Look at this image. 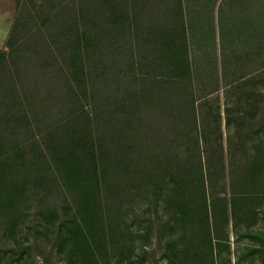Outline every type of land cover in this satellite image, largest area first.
Returning <instances> with one entry per match:
<instances>
[{
    "label": "trees",
    "instance_id": "1",
    "mask_svg": "<svg viewBox=\"0 0 264 264\" xmlns=\"http://www.w3.org/2000/svg\"><path fill=\"white\" fill-rule=\"evenodd\" d=\"M14 5L0 50V264H139L152 239L153 264L261 258L264 235L246 225L237 235L253 242L233 260L228 227L262 169L258 154L234 157L264 132V108L223 111L211 95L264 53V0ZM138 222L140 246L121 251Z\"/></svg>",
    "mask_w": 264,
    "mask_h": 264
},
{
    "label": "rangeland",
    "instance_id": "2",
    "mask_svg": "<svg viewBox=\"0 0 264 264\" xmlns=\"http://www.w3.org/2000/svg\"><path fill=\"white\" fill-rule=\"evenodd\" d=\"M14 11V0H0V50L2 49L5 37L14 17ZM238 69L240 70L239 72H248V75L245 77V79L236 81L234 88H220L218 92L211 95V98H213L215 102H219V104H221L223 111L227 105H232L234 107L236 106V108L238 106H243L248 110L254 111L264 108V53L262 55L257 54L256 56H253L248 61L247 66L236 68L237 71ZM223 130L224 138L226 139L228 131L225 127H223ZM255 154L260 156V168L262 169L256 174L255 182L254 185L251 186V189L248 187L251 192L250 195H248L250 196V200L247 203L248 205L246 209H244V211L241 213V222L236 225V221H231L228 227L230 232V244L233 260L234 255L240 246L253 242V240L249 239L248 237H238L237 230L242 232L244 231L246 225H250L254 231H261L264 235V132L254 140L252 147L248 151L244 153L237 151L234 160L238 165H246L252 161V158ZM221 186H224V184H221ZM223 188H225L227 191L228 196L232 194L231 187L228 186V184H226V186ZM234 188L238 192L245 189L243 188L242 184H239L237 180H234ZM130 205L134 206L137 211H141V200L137 199ZM130 205L127 204V207ZM131 218L133 217L130 216L129 219ZM128 222H130V220H128ZM138 224L139 222L131 225L128 230L124 231V236L120 245L121 251L125 252L132 245L135 247L140 246L138 244L141 243L140 240L142 239H138ZM141 226L142 228L139 231L143 232L142 229L145 225ZM24 231L25 229L21 226L17 232L18 237L22 238ZM135 239L136 242L133 244ZM147 249L149 254L144 255L143 263L139 264H153L155 259L158 260V258H160L161 249L158 244H156L155 240L152 239ZM139 250L140 249H138L136 252H139ZM133 261L134 259L131 260V262ZM218 263L221 264L222 260H218ZM3 264H43V261L41 257L33 256L21 263L8 261ZM128 264L138 263L133 262ZM161 264L164 263L162 262ZM244 264H264V253L261 258L256 257L245 262Z\"/></svg>",
    "mask_w": 264,
    "mask_h": 264
}]
</instances>
